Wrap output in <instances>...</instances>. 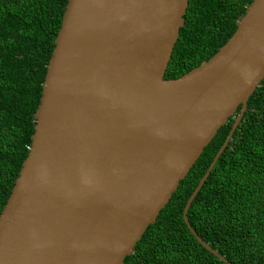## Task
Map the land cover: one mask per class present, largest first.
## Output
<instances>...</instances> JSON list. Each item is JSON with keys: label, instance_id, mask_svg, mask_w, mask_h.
I'll return each instance as SVG.
<instances>
[{"label": "water", "instance_id": "95a60500", "mask_svg": "<svg viewBox=\"0 0 264 264\" xmlns=\"http://www.w3.org/2000/svg\"><path fill=\"white\" fill-rule=\"evenodd\" d=\"M188 0H67L30 146L0 212V264H123L264 78V0L208 60L164 79Z\"/></svg>", "mask_w": 264, "mask_h": 264}, {"label": "trees", "instance_id": "16d2710c", "mask_svg": "<svg viewBox=\"0 0 264 264\" xmlns=\"http://www.w3.org/2000/svg\"><path fill=\"white\" fill-rule=\"evenodd\" d=\"M66 2L0 0V212L30 146L33 114ZM250 2L188 0L163 78H177L208 60L233 34ZM233 118L203 148L123 264H224L189 233L182 210ZM186 218L229 264H264V78Z\"/></svg>", "mask_w": 264, "mask_h": 264}]
</instances>
